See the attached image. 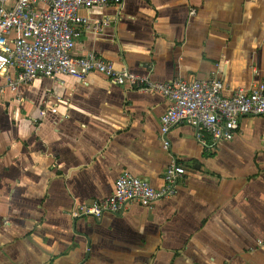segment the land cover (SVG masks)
<instances>
[{"label": "crops", "instance_id": "obj_1", "mask_svg": "<svg viewBox=\"0 0 264 264\" xmlns=\"http://www.w3.org/2000/svg\"><path fill=\"white\" fill-rule=\"evenodd\" d=\"M81 15L105 26L83 30L73 56L161 83L217 78L226 96L264 83V0H121ZM17 74H0V264H264V117L244 116L217 150L175 126L166 150L161 95L96 72L13 92ZM172 158L186 170L173 197L70 216L124 173L161 189Z\"/></svg>", "mask_w": 264, "mask_h": 264}, {"label": "built area", "instance_id": "obj_2", "mask_svg": "<svg viewBox=\"0 0 264 264\" xmlns=\"http://www.w3.org/2000/svg\"><path fill=\"white\" fill-rule=\"evenodd\" d=\"M110 4L120 6L121 0H0V74L6 75L9 68L18 71L15 80L7 77L11 91L36 79L72 77L84 81L96 72L119 86L159 94L167 102L160 120V138L166 150L171 149L168 134L175 126L192 127L203 149L217 150L233 140L244 116L264 117V83L248 90L237 89L226 96L228 87L217 78L161 83L127 69L119 70L94 52L73 56L76 40L83 30L98 32L105 26L101 22L91 26L81 11ZM185 174V168L175 158L164 173L161 189L124 173L107 199L98 204L79 205L69 214L73 219L100 220L105 214L124 215L133 204L152 208L156 202L176 195V186Z\"/></svg>", "mask_w": 264, "mask_h": 264}]
</instances>
